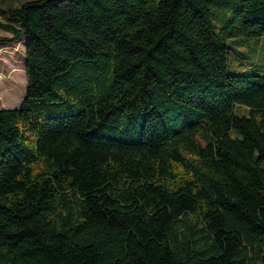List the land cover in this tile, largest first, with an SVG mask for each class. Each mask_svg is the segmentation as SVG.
Returning a JSON list of instances; mask_svg holds the SVG:
<instances>
[{"label":"trees","instance_id":"1","mask_svg":"<svg viewBox=\"0 0 264 264\" xmlns=\"http://www.w3.org/2000/svg\"><path fill=\"white\" fill-rule=\"evenodd\" d=\"M218 3L5 10L26 87L0 107V264H264V62L234 47L264 0Z\"/></svg>","mask_w":264,"mask_h":264},{"label":"rangeland","instance_id":"2","mask_svg":"<svg viewBox=\"0 0 264 264\" xmlns=\"http://www.w3.org/2000/svg\"><path fill=\"white\" fill-rule=\"evenodd\" d=\"M24 0H0V22L4 21V13L8 7H16ZM225 1L215 4V14L221 15L222 11L227 8ZM225 4V5H223ZM212 22H217L211 17ZM0 107L13 108L16 107L24 95L26 87L25 69L23 63V39L10 41V33L0 27ZM5 38L6 40H4ZM238 42L241 45L234 46L239 51H243L251 60L263 59L264 62V36L259 38L241 37ZM229 44V41H227ZM233 65L237 69L241 67L235 66L238 63H244L239 55H231ZM231 61V62H232ZM248 61V59L246 60Z\"/></svg>","mask_w":264,"mask_h":264}]
</instances>
